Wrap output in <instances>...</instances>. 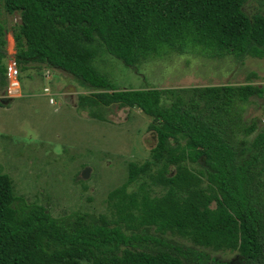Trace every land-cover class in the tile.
Here are the masks:
<instances>
[{"label":"trees","instance_id":"16d2710c","mask_svg":"<svg viewBox=\"0 0 264 264\" xmlns=\"http://www.w3.org/2000/svg\"><path fill=\"white\" fill-rule=\"evenodd\" d=\"M0 5L8 14L18 13L11 35L19 72L44 64L68 74L86 91L76 94L75 107L91 118L104 120V108L111 105L138 108L150 117L154 138L148 156L129 161L125 180L107 191L108 214L73 210L52 216L14 195L0 171V264L221 263L163 236L166 232L236 252L237 264H264V124L253 119L246 124L239 115V103L263 98L264 87L247 81L119 88L93 65L101 52L132 68L170 53L229 55L237 61L264 57V0H0ZM4 34L0 19L1 87ZM168 92L173 98L163 104ZM198 101L208 103L212 117L198 114Z\"/></svg>","mask_w":264,"mask_h":264},{"label":"rangeland","instance_id":"374dc122","mask_svg":"<svg viewBox=\"0 0 264 264\" xmlns=\"http://www.w3.org/2000/svg\"><path fill=\"white\" fill-rule=\"evenodd\" d=\"M0 19L5 27L4 63L7 53L14 52L11 30L18 13L8 14L0 5ZM93 65L119 88L177 89L247 81L264 87V57L237 61L229 55L205 58L170 53L150 57L132 68L101 52ZM250 73L254 76L246 80ZM19 80L20 93L10 101L0 86L4 104L0 106V171L9 177L13 194L45 207L55 217L73 210L108 214L107 191L125 180L127 163L141 162L154 143L148 128L150 117L138 108L115 105L104 108V120L87 116L75 107L76 94L86 91L68 74L44 64L19 72ZM44 86L52 93V102L42 94ZM162 97L163 104L173 98L169 92ZM207 104L196 102V111L212 117ZM239 107L240 119L246 124L250 119L257 126L264 124V94L259 99L250 97ZM163 236L221 263L239 262L236 252L194 245L173 232Z\"/></svg>","mask_w":264,"mask_h":264},{"label":"built area","instance_id":"2783aa9c","mask_svg":"<svg viewBox=\"0 0 264 264\" xmlns=\"http://www.w3.org/2000/svg\"><path fill=\"white\" fill-rule=\"evenodd\" d=\"M6 56L7 60L4 62V76L6 84L2 95L4 97H15L20 93L19 70L13 55L7 53ZM42 91L47 96V101L52 102L53 98L49 93L48 87H42Z\"/></svg>","mask_w":264,"mask_h":264},{"label":"clouds","instance_id":"9594fccd","mask_svg":"<svg viewBox=\"0 0 264 264\" xmlns=\"http://www.w3.org/2000/svg\"><path fill=\"white\" fill-rule=\"evenodd\" d=\"M14 53V52H13ZM14 55V54H13ZM19 82H20V80H19ZM47 87V86H46ZM49 89V88H48ZM4 90V89H3ZM50 93V92H49ZM42 94L44 95V96H46L44 93H43V91H42ZM51 94V96H52V93H50ZM16 97V96H15ZM5 98H12V97H5ZM46 98H47V96H46Z\"/></svg>","mask_w":264,"mask_h":264}]
</instances>
